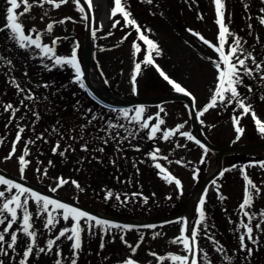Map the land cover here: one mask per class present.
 Wrapping results in <instances>:
<instances>
[{"label": "rangeland", "instance_id": "1", "mask_svg": "<svg viewBox=\"0 0 264 264\" xmlns=\"http://www.w3.org/2000/svg\"><path fill=\"white\" fill-rule=\"evenodd\" d=\"M32 2L33 0H29V3ZM228 2L225 18L230 30L247 41L244 47L252 51L258 62L264 60V26L259 25L256 19L264 15L260 12V9L264 8V3L261 0H245L249 4L246 11L241 0H228ZM91 5L94 11L93 33L95 32V35L93 34L95 58L92 64L94 73L91 80L111 94L128 100H154L178 94L163 79L156 67L143 64L147 55V46L143 41L138 40L137 33L131 26L125 25L120 13H117L115 17L111 16L114 0H91ZM7 7V0H0V27H3L6 22ZM77 8L73 0H69L59 9L49 4H45L43 8L34 6L21 18L25 33L30 34L29 30L32 28L38 32H46L49 23L57 22L54 23V32L52 31L49 37L45 36V43L51 45L52 40L59 37L60 40L55 45L57 55L70 57L72 49L76 48L84 57L87 20L83 19V16L86 11L82 14ZM23 10L22 6L16 11L19 13ZM127 10L131 12V18L137 21L142 30L151 29V32H145V34L157 43L161 50L160 55L152 53L155 64L196 98V106L200 113L209 103L217 85V70L212 61L218 59V54L212 52L187 29L191 28L199 32L208 40L217 38L218 27L215 23L212 0H153L152 4L143 0H127ZM229 12L231 13L230 24ZM198 15H202L203 19H198ZM249 15L252 17L251 20L247 19ZM67 17L71 19L63 24L58 23ZM116 20L120 23L113 27ZM249 23L252 24L251 34L248 29ZM31 34L35 38V33ZM257 36H259V43L256 41ZM125 37L127 39H124ZM44 41H41L42 44ZM134 41L141 47V51L135 55ZM227 47L226 45V52ZM0 54L12 60L11 71L8 65L0 64V139L3 140L0 144V169L6 170L11 175L46 192L122 219H148L165 218L181 211L189 198L205 182L210 168L217 164V153L204 144V148H201L195 140L189 141L181 137L180 132L167 141L161 139L162 131L175 129L179 123L184 125L182 129L192 132L193 123L188 102L176 100L172 101V105L163 107L164 112H161L160 116L165 120V124L161 126V132L157 133L156 139H148V130H143L135 138L124 140L122 144L112 140L104 144L99 137L105 134L99 129L110 119L115 122L117 111L99 106L90 98L85 88L82 89L74 83L75 73L71 67L53 66L52 61L42 58L40 50L35 49L34 46L28 50L18 48L13 41L7 39V32L0 33ZM135 63H141V72L136 79L134 94L131 77ZM247 63L249 67H254L251 61ZM45 64L51 68V71L44 67ZM13 77L22 88L32 91L34 100L25 99L24 105L20 104L26 94H18L15 86L10 83ZM257 77H259L258 74L255 78L245 76L244 84L238 88V91L246 97V103L252 104L257 117L264 122V101L260 99L264 95V80ZM45 83L50 85L48 89L38 87ZM248 87L252 88L251 93L247 91ZM8 103H11L14 108H19L14 118L11 112H5L3 109L2 105ZM88 109H91V112ZM160 109L161 107L145 109L144 118L154 117ZM241 111L235 104L225 107L218 103L216 108L209 109L202 116L199 115V122L208 139L220 147L264 142V135L257 130L251 113L241 117ZM33 112L39 113L38 120ZM94 114L102 119L88 124ZM233 116L240 117L239 126L244 129L239 139L233 124ZM121 122L127 123L123 120ZM155 123L154 119L150 121V125ZM17 125L23 127L25 131L16 145L15 154L8 159L18 132ZM82 125H85L83 131ZM53 127L57 128L59 135L52 131ZM40 135L44 138L37 139ZM123 135L121 130V136ZM29 139L34 140L35 143L27 145L30 155L25 159L30 163L21 173L18 157L23 154L25 142ZM57 141L60 143V149L53 154L52 149ZM85 142H87L88 151L81 150ZM177 144L180 147H176ZM69 145L72 147L64 156H61L59 151ZM101 147L104 148L103 152L96 151ZM154 148H160L159 155L168 156V160L152 161L149 153ZM257 158L262 160H256ZM37 160L41 162L39 165ZM49 161L52 162L51 165ZM156 162L179 179L182 187L178 188L174 182L171 184L166 182L162 178L163 174H159V170L154 167ZM261 162H264V156L259 153L226 156L222 171L225 169L230 171H224L223 177L219 175L215 179L216 184L212 182L206 197L203 196L207 230L206 232L202 230L197 240L208 253L211 264H229V261H225L222 254L216 251L212 240L208 238L209 235L214 237L231 257L230 264H264V231L258 232L254 227L253 235L254 238L259 237V242L258 245L247 243L253 249L250 257L247 256L246 251L240 250V232L235 231L240 220L239 206L243 202L245 193V179L241 169L246 171L247 176L261 189L258 196L254 194L253 206L247 210L258 214L264 209V168L259 167ZM37 167L41 169L39 173L36 171ZM44 169H47L46 176L43 174ZM58 177L65 178L69 183L57 188L56 178ZM72 180L77 181L84 191H79L71 183ZM217 186H219V195L226 199L219 198ZM53 188H56V191H51ZM0 190H5V186H0ZM107 190L121 193V200L125 199L123 194L127 193V203L121 204L114 197L106 200ZM134 192L142 193V196L132 197L131 194ZM143 197H148L147 203H144ZM28 208L33 213L32 222L37 233L38 247H46L48 239L58 235L63 227H71L74 223L71 219L65 222L60 218V223L49 233L44 228L45 216L36 217V206L32 199H29ZM18 215H22L19 210ZM198 219L199 213L195 205L192 211V225ZM183 220L185 219L156 230H130L122 233L121 230L112 229L107 235L103 234L99 228L94 229V234L90 235L84 221H81L85 231L81 233L82 248L79 250L77 264H123L127 256H132L133 259L142 257L155 260L159 256L167 257L169 254L186 255L182 244L171 243L180 235ZM245 222H247L246 218ZM257 222L258 220H254L253 226ZM20 223L21 221L18 220L6 235L5 249H7V242H10L11 232L16 231ZM5 226L0 225V231ZM154 233L160 235L153 239ZM17 234L18 243L15 252L7 249L8 255L0 256L5 264H12L14 259L21 257L28 242L22 232ZM121 234H124L125 240L133 247L143 236V242L134 255L131 249L121 241ZM187 234L190 236V231ZM102 240L103 249L100 248ZM72 243L66 238L57 241L62 252L63 260L61 261L64 264H71ZM55 252L54 246L51 253H40L38 257L36 253H33L30 258L33 264H55L57 259ZM167 260L166 258L163 264H172L170 260L168 262ZM201 264H204L202 260Z\"/></svg>", "mask_w": 264, "mask_h": 264}, {"label": "snow or ice", "instance_id": "2", "mask_svg": "<svg viewBox=\"0 0 264 264\" xmlns=\"http://www.w3.org/2000/svg\"><path fill=\"white\" fill-rule=\"evenodd\" d=\"M69 0H33L32 3H29V0H7L8 7L6 8V22L3 27H0V33L7 32V39L14 42V44L20 49H32L33 46L35 49L40 50L42 54V58H47L51 60L53 66H69L74 70L75 79L74 83H77L80 88H86V84L84 82V73L81 69V65L77 59L76 49H73V52L70 57H62L57 55L55 45L60 40L59 37H56L52 40L51 45L42 44L41 36L43 33L38 32L35 28L29 30L30 34L25 33V29L21 18L34 6H39L41 8L44 7L45 4L52 5L54 8L59 9L62 5L67 4ZM85 4H87L88 8L91 9V0H84ZM148 4H152L153 0H143ZM244 9L247 11L249 8V4L245 2V0H241ZM264 3V0H261ZM78 8L77 10L80 13L85 12V8L81 5L80 0H73ZM214 9H215V23L218 26V35H217V43L213 44L210 40L206 39L202 34L192 30L191 28L187 29L193 36L197 37L203 44L207 45L211 48L215 53L218 54V59L213 60L212 63L217 70V85L210 97L209 103H207L203 109L200 111L199 115H204L209 111V109L216 108L218 103L224 105L225 107L231 106L233 104L236 105V108L241 111V117L244 115H248L251 113V116L257 126V130L264 135V122H262L256 115V112L253 110V106L251 103H246V97L242 96L238 91L240 86L244 84V77L255 78L256 74H260V80H264V60L257 61V57L252 54V51H249L244 47L247 43L242 37L238 36L236 33L230 30L229 25L225 23V12L226 8V0H213ZM23 6L22 12H17V9H20ZM261 13H264V8L260 9ZM117 13H120L125 21L126 26H131L137 33V38L147 46V55L143 60L144 65H152L156 67V70L163 77L165 81H167L172 88L184 95L192 97L193 103H195V97L184 87H181L179 83L175 80L171 79L164 71L159 68V65L155 64L152 53L155 52L156 55L161 54V50L159 45L155 43L152 39L145 34V32H151V29L142 30L141 26L137 23L134 18H131L132 14L127 10V0H114V8L111 11V16L115 17ZM47 15V13H45ZM87 15L83 16V19L87 20ZM71 19L70 17L65 18L64 20L58 21V23H65L67 20ZM198 19H203L202 15H198ZM247 19L251 20L252 17L249 15ZM259 25L264 26V15H260L256 17ZM231 22V13L229 12V24ZM54 23H49L46 28V32L48 34L52 33L54 28ZM120 21L116 20L113 24V27L116 24H119ZM102 25L100 28L102 29ZM249 34H251L252 24H248ZM31 33H35V38ZM95 35V32L93 33ZM111 34V33H109ZM131 33H129L130 35ZM229 38H231V43H229ZM124 39H127L125 37ZM257 43H259V36L256 37ZM227 47V52L225 51V46ZM78 47V45H77ZM134 55L141 51V47L139 43L133 42ZM211 59V58H209ZM248 61H251V64L254 67H249ZM0 64H6L9 66V70L11 71L12 60L0 54ZM44 67L51 71V68L45 64ZM141 72V63H135L134 71L131 77V84L133 93H136V79L137 76ZM25 76H27V72H25ZM107 83V81H105ZM10 83H12L17 89L18 94L25 93L24 99H21L20 104L24 105V100H34L35 96L30 89H25L20 86V84L15 80V78H11ZM38 87H44L48 89L50 87L49 84L38 85ZM247 91L249 93L252 92V88L248 87ZM47 99V97H45ZM262 101H264V95L260 97ZM3 109L5 112H11L12 118L15 117L16 112L19 111V108H14L11 103L3 104ZM91 112V109H88ZM145 108L143 106L133 108V109H123L117 111V117L115 122L113 120H108L99 131L104 133V136L99 137V139L107 144L110 140L117 141L118 144H122L124 140H129L130 138H135L140 131L148 130L147 137L148 139H156L157 133L161 132V126L165 124V120L161 118L160 113L164 112V109L161 108L160 112L156 113V115L149 116L144 118ZM33 115L38 120L40 118L38 112H33ZM102 119V117H97L95 114L92 116V120L88 121V124H91L92 121ZM156 120L155 124L150 125L151 120ZM233 124L235 126V131L237 133V139L243 134L244 129L239 126L240 117L233 116ZM127 121V123H122L121 121ZM7 126V125H6ZM18 127V132L16 134L15 140L12 143V149L7 157L11 158L12 155L15 154L16 145L21 140V134L25 131L23 127ZM85 125L81 126V130ZM184 125H178L175 129L164 130L162 131L161 139L167 141L171 137L175 136L180 129H182ZM121 130H123L124 135L121 136ZM53 132H56L59 135L57 128L53 127ZM183 136H186L189 141L194 140V137L189 133H180ZM43 135L37 137V139H43ZM75 139V137H71ZM96 138V137H94ZM61 139L63 136L61 135ZM83 139V136H81ZM47 142V141H45ZM196 144L200 145L201 148H204V145L201 144L199 140L195 141ZM3 143V140L0 139V144ZM35 143L34 140L29 139L25 142V147L23 149V154L18 157V162L20 164L21 173L24 172L25 168L29 165L30 161L26 160L25 157L30 155L29 149L27 147L28 144ZM69 145L67 148L59 151L61 156L71 148ZM176 147H180L179 144ZM60 149V143L57 141L55 147H53V154H56ZM74 151V149H72ZM82 151H88L87 142L82 145ZM96 151L103 152L104 148H98ZM139 151V149H137ZM160 148H154L149 156L152 161H158L160 159L168 160V156H160ZM205 151H207L205 149ZM41 162L37 160V164L39 165ZM51 165V161L48 162ZM115 163V161H113ZM176 163H181V161H176ZM154 167L159 170V174H163L162 178L168 182L169 184L175 183V185L180 188L181 181L175 178L170 172L167 171L159 162L154 164ZM259 167L264 168V162L259 164ZM36 171L39 173L41 169L37 167ZM224 171H230V169H225ZM224 171L220 173V176L223 177ZM242 175L245 179V193L243 202L240 204V220L237 224L235 231L240 232L239 235V243L240 250L246 251L247 256L250 257L253 249L245 243L249 241L252 245H258L259 237L256 236L254 238V227L259 231H264L262 225H264V209L260 210L257 213H251L246 209H250L253 206L254 194L258 196L260 194V187H258L248 176L247 172L241 169ZM43 174L47 175V169H44ZM119 179V178H117ZM57 188L62 187L63 185L69 183L63 177L56 178ZM71 183L79 190L84 191L81 185L72 180ZM213 184H216V181H213ZM0 186H5V190H0V225H6L2 231H0V256H7V249L15 252L17 243H18V232H22L23 235L27 238L28 242L25 245V250L23 251L22 258L19 259L18 264H29V257L33 255L34 248L36 249V255L39 256L40 253L48 254L53 251L54 246L56 247L55 255L57 257L55 264H62L61 256L62 252L57 244L61 238H66L69 241H72V258L71 264H77V260L79 257V250L82 248V240L81 233L85 231V227H82L81 221H84V225L87 227V230L90 235L94 234V229L99 228L101 232L105 235L109 234L112 229L121 230L122 233L124 230H132L134 226L120 225L118 223H113L105 219L97 218L87 212H84L78 208L72 207L68 204L59 202L55 199H51L47 196L41 195L38 192L33 191L30 188L24 187L19 183H15L10 179H6L3 176H0ZM15 190V192H13ZM218 196L221 200L226 199V197L219 195V186L216 188ZM51 191H56V188L51 189ZM124 200H121V193H114L112 190L106 191L105 199H112L119 201L121 204H126L128 201V194L124 193ZM132 197L142 196V193H132ZM23 197V199H22ZM206 197V193H205ZM29 199H32L35 203V215L37 218L41 216H45L44 228L48 230L49 233L55 229L56 225L60 223V218L63 221L67 222L70 219L74 222L71 227H63L58 235L54 238H50L46 242V247H38L36 243L37 233L33 226V213L29 211L28 202ZM144 203L148 202V197H143ZM205 198L202 197L199 200V219L195 221V223L189 227V222L185 219L183 220L180 235L171 241L172 244H182L183 250L187 253L186 255H176L169 254L167 257H157L158 260L164 261L166 258L172 262V264H201V260L204 264H211L209 260L208 253L199 245L197 237L201 233L202 230L206 232L207 225L206 221V213L204 210ZM51 209V210H50ZM18 210L22 215H18ZM245 218L247 222H245ZM18 220L21 223L18 225V229L16 231H12L10 235V242H7V249H5L4 245L6 243V235L10 230L13 229V225L17 224ZM258 220L257 223L253 226V221ZM231 222V221H230ZM142 227L154 229L155 225H143ZM243 229V231H240ZM190 231L191 235L189 236L187 233ZM159 233H154L153 239L159 236ZM212 240L215 245V249L218 253H221L223 259L225 261H231V257L228 256L225 249L222 245L219 244L218 241L214 239L211 235L208 237ZM114 239V238H113ZM121 241L131 249L132 254L134 255L137 249L140 247V244L143 242V236L140 237V241L136 244L135 247L129 244L127 240H125L124 234L120 236ZM104 243L103 240L100 244V248L103 249ZM150 255L155 256V253H149ZM200 257V260H198ZM0 264H5L3 259H0ZM123 264H138V261L133 259L132 257L124 260Z\"/></svg>", "mask_w": 264, "mask_h": 264}, {"label": "bare ground", "instance_id": "3", "mask_svg": "<svg viewBox=\"0 0 264 264\" xmlns=\"http://www.w3.org/2000/svg\"><path fill=\"white\" fill-rule=\"evenodd\" d=\"M92 62H93V51H92V47L89 46L88 47V50H87V58H86V70H87V74L89 76V78L93 75L94 73V69L92 67ZM90 84H94V82H92L90 80L89 82ZM98 90V93L99 95L104 98V99H107V100H113L115 98H113L111 95H109V93L103 89L101 86L97 85V84H94ZM196 134L199 135V136H203V134L201 133V131H199V129L197 128L196 129ZM214 152H219L221 153L220 151H218L216 148L213 149ZM257 152L261 155H264V148L263 149H260V150H257ZM221 164H222V156H220V154H218V159H217V164L213 167L210 168L208 174H207V182L210 181V179H212L213 177H215V175L217 174V172L220 170L221 168ZM204 188V186H203ZM203 189H201L200 192H198L196 195H194L188 202V205H187V212H186V218L188 221H191V213H192V208H193V205L194 203L199 199L200 195H201V192H202ZM99 214L101 216H107L108 214L105 213V212H99Z\"/></svg>", "mask_w": 264, "mask_h": 264}, {"label": "water", "instance_id": "4", "mask_svg": "<svg viewBox=\"0 0 264 264\" xmlns=\"http://www.w3.org/2000/svg\"><path fill=\"white\" fill-rule=\"evenodd\" d=\"M91 36V29L88 30V38H90ZM264 144H258V145H249V146H239V147H232V148H227V149H224V153H228L230 151H233V150H238V149H247V148H255V147H262ZM181 214L175 216L174 218H178L180 217ZM172 218V219H174Z\"/></svg>", "mask_w": 264, "mask_h": 264}]
</instances>
